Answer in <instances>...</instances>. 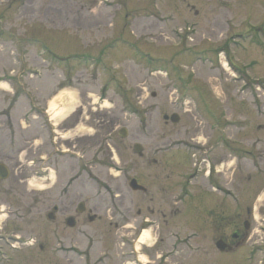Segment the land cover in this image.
Here are the masks:
<instances>
[{"label": "rangeland", "instance_id": "obj_1", "mask_svg": "<svg viewBox=\"0 0 264 264\" xmlns=\"http://www.w3.org/2000/svg\"><path fill=\"white\" fill-rule=\"evenodd\" d=\"M0 162V264H264V0H0Z\"/></svg>", "mask_w": 264, "mask_h": 264}, {"label": "flooded vegetation", "instance_id": "obj_2", "mask_svg": "<svg viewBox=\"0 0 264 264\" xmlns=\"http://www.w3.org/2000/svg\"><path fill=\"white\" fill-rule=\"evenodd\" d=\"M46 156V155H45ZM1 165L3 166L4 165V163H1L0 162V182L2 181H6V179L8 178V176L10 175V169L9 168H6V167H1ZM44 172H45V174H44V177H45V180H49L50 179V168L47 166L46 168H44ZM78 175V176H77ZM76 176V177H75ZM72 177H74L73 178V180H75L77 177H80V173H78V171L76 172V173H74L73 175H72ZM72 180V181H73ZM72 181H68L69 183L68 184H70ZM217 186V185H216ZM0 187H1V185H0ZM217 188H218V190H220V186H217ZM64 202V200L61 198V201H59V203L60 204H62ZM80 204V206L82 207V211H80V212H78L77 211V206ZM76 211L78 212V213H83L84 212V210H85V206H84V203H82V202H79V203H77V205H76ZM53 210H55V213H57V211L59 210V206H58V204H56V205H54L53 206ZM1 211V210H0ZM246 213L248 214V219H249V221L251 220L252 221V212H251V210L250 209H247V211H246ZM90 217H92V216H90V215H88V219H90ZM94 218V217H93ZM249 221H243V225H244V227L247 229V228H249L250 227V223H249ZM144 223H142L141 222V224H142V227H145L146 225V220H144L143 221ZM0 230H3V228H1L0 227ZM11 235L10 234H7V233H3V234H0V238L1 237H3V238H7V237H10ZM247 236H248V234L246 233L245 235H241V233H239V232H235V231H232L231 233H229V239L230 240H232V243L230 244V240L229 239H227V240H225V236L223 235V233H222V235L221 236H219V237H217V239L218 240H222L223 242H221L222 243V245L224 246V252H227V251H231L232 252V250H233V247H232V244H233V246H235V247H237L238 246V239H243V240H245L246 238H247ZM234 240H236V242L234 241ZM237 244V245H236Z\"/></svg>", "mask_w": 264, "mask_h": 264}, {"label": "water", "instance_id": "obj_3", "mask_svg": "<svg viewBox=\"0 0 264 264\" xmlns=\"http://www.w3.org/2000/svg\"><path fill=\"white\" fill-rule=\"evenodd\" d=\"M167 118H168L167 116H164V119H167ZM178 119H179V117H178V115H177L176 113H173V114L170 116V120H171L172 122H176V121H178ZM119 134L122 135V136H124V135L126 134L125 129H124V128H121L120 131H119ZM134 150H135L136 152H140V151H141V146H140L139 144H135V145H134ZM129 186H130V188H131L132 190H145L144 187H142L141 185L137 184V182H136L135 179H132V180L130 181ZM81 210H82V207H81L80 205H78V211H81ZM52 216H53L52 213H48V214L46 215V217H47L48 219H51ZM66 225L72 227V226L74 225V221H73V219H72V218H67V219H66ZM216 247H217L218 249H220V250H223V249H224V246L222 245L221 241H218V242L216 243Z\"/></svg>", "mask_w": 264, "mask_h": 264}, {"label": "bare ground", "instance_id": "obj_4", "mask_svg": "<svg viewBox=\"0 0 264 264\" xmlns=\"http://www.w3.org/2000/svg\"><path fill=\"white\" fill-rule=\"evenodd\" d=\"M58 99H59L58 96L51 99V101L48 103L49 109H55V107L57 105V102H58ZM263 200H264V197L263 196H259L257 198V203L260 202V201H263ZM148 240H149V232H148L147 229H143L141 231V233L139 234V236H138L137 243H136L137 244V247H138V244H144ZM141 259L142 260H145V257L144 256H141Z\"/></svg>", "mask_w": 264, "mask_h": 264}]
</instances>
